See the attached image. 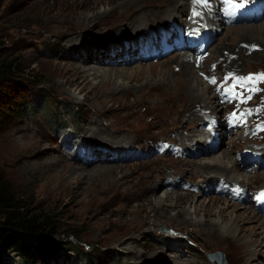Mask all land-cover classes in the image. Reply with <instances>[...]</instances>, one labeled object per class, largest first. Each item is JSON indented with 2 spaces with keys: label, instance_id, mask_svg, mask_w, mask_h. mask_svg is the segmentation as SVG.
<instances>
[{
  "label": "rangeland",
  "instance_id": "obj_1",
  "mask_svg": "<svg viewBox=\"0 0 264 264\" xmlns=\"http://www.w3.org/2000/svg\"><path fill=\"white\" fill-rule=\"evenodd\" d=\"M72 1L0 0V60L16 58L19 68L18 81L11 84L15 91L10 94L9 98L2 99L0 110L10 111L6 107L7 103L9 102L8 105H10L11 101L22 102L24 97L39 99L37 104L33 105L30 102L31 106H19L18 112H12L8 120L0 118V174L11 187V191L22 201L24 210H28L30 213L50 212L58 215L57 234H45L44 237L64 246L58 250L57 254L61 264H177L175 262L181 259L197 262L196 264H219L218 259L210 258V255L217 250L223 252L227 264H240L241 262L243 264H264V246L257 247L256 250L249 253L246 249L247 246L242 244V240L235 239L230 235L226 237V233L219 225L216 228L220 239L206 235L203 211L195 210V204L206 208L213 197L223 199V203L219 205L227 208L225 209V215L228 213L234 215L235 213L239 215L243 213L245 208H243V204L239 207L240 203L249 206L259 204L257 197L261 185H264V177H262L264 165L258 167L256 163H259V159L250 158L246 160L244 156L248 151L263 154L261 151L264 150V51H261L258 57L255 56L252 59L248 56L244 47L250 35L254 34L257 39L264 38L263 28L249 29L246 25V21L254 18V13L244 15L243 18L246 20L233 21L230 27L222 26L217 33H211L208 36V41L206 40L205 44L206 49L209 50L205 51V54L203 53L206 56V61L202 64L196 63L194 68L196 69L197 66L195 71L199 79L202 78L201 75L204 69L210 71L204 79L202 78L203 80H200L198 86L204 89L210 79L211 83L215 80V83H212L214 87L211 90L220 94L223 105L218 109L217 115L213 116L212 121H206L204 124H197V126L189 120V112L182 111L181 114L179 113L180 116L178 111H174V108L163 99H156L152 96L147 97L149 103L145 102L140 89L142 85L147 83L153 85L156 82H165L167 77L173 82H176L179 77L187 80V77L181 74L180 67H178L179 71H174L176 65L170 62L172 60L171 56H174V58L178 56V59H180L181 56L177 53L185 55L184 52H186L187 55H190L195 54V52L188 50L187 47L176 48L177 50L168 49V47L179 42L176 38L177 32L186 45L189 42H194V46L197 47L199 42L194 38H197L196 36L200 33L201 28H194L191 31L190 24L185 19L186 15L183 14L180 16L183 18L182 20L179 19L178 15H173L166 23H160L158 29L157 26H150L139 31L138 34H140V39L143 42H151V49L145 50L134 44L132 48L134 51L133 59L125 56L124 53L122 55V51H120L116 61L111 64L114 66L113 68L124 67L122 71L126 73L120 77L117 76L115 83L119 87L130 90L129 94L122 95L114 101L115 105L120 104L122 101V104L127 106L126 110L118 115H113L111 110H107L104 114L113 123L121 121L122 124L123 122V125L127 128H121L120 131L125 134L128 132L127 137H129L124 140L125 144L122 143L123 146L117 147L109 143H107L109 146H104L100 144L101 141L89 140L87 132L84 131L88 123L84 116V105L86 102L98 105V102H93L92 93L99 85L103 77L100 74L105 71L106 65L96 64L95 59H93V65L97 66L99 71L96 74L91 71V75L88 77L90 83L83 88L81 87L84 83L79 87L67 84L64 81L65 76L62 73V67L66 65L73 53H76V61L80 63L85 50L93 52L94 55V51L97 49L106 50L108 51L106 56L103 54L104 52H101L100 57L109 60L110 56L107 54H110L111 46L122 39L114 36V31L87 34L84 36V42L77 49H74L72 45L66 43L65 35L63 36L61 31L53 34L46 33L44 37L36 32V28H46L57 24L60 20L71 21L76 13L82 10L79 4L74 6ZM85 1V6L95 4L94 7L83 10L88 15L94 14L96 11L101 12L109 9L113 5L112 3L97 4L99 0ZM226 1L219 0V4L222 5ZM230 1L233 3H240L241 1V3L248 5L255 0ZM258 2L260 19L255 24L264 23V0H258ZM195 15H197L196 11H192L191 16L195 17ZM152 21H149V23ZM158 30L162 36L156 35ZM132 34L135 35L136 40L137 33ZM167 34L169 36H165ZM140 64L147 69V74L150 72V68H155L158 75L156 74L154 77L149 73L144 77H139L138 80L136 78L130 80L128 78L129 74L136 69L139 71L141 69ZM162 70L165 72V76H162L159 72ZM219 72L220 75H217ZM37 79H41V84L34 87L33 81ZM193 87H196L195 83ZM88 91L91 95L89 98L85 96ZM154 94L156 93L149 96ZM100 118L99 123L106 128L108 122L102 115ZM154 120L156 121L154 122ZM212 122H215L216 130H220L218 131L219 134L211 129ZM152 124L155 126L150 127ZM229 124L231 125L228 126ZM257 125L259 126L256 127ZM73 126L75 127L73 128ZM112 128V126H108V129ZM163 128L165 129L163 130ZM216 134H221V136ZM173 135L179 136L180 139L182 135L186 137L185 139L188 140L189 144L188 148L185 149L182 145H174L171 141H167ZM201 136H203L201 140H204V143H196V138L199 139ZM187 137H192L194 140ZM160 138L162 143L151 148L153 141ZM135 140L137 142H134ZM23 144L35 148V151L28 157H26L27 153L24 151H21L20 154L14 153V147ZM145 144L148 147L143 148L142 145ZM96 145L99 148L103 147L102 150L109 153V156L105 154L106 160H109V162L104 159L102 164L125 165L124 172H127L126 168H136L138 170L141 168L140 171H150L151 167L153 169L159 167L158 170L165 169L161 172L164 175L170 173V176H163L165 181L170 183V187L160 185L157 182L153 186L152 198L164 197L166 191L173 190L179 195H184L188 192L185 188L192 187L198 193L193 197L194 203H186L183 206L168 209L166 214L160 211L157 215L151 209L146 211L133 205L129 206V213L122 212L125 199L120 196V192L117 195L113 193V195L105 197L103 195L94 197L92 196V189L87 196L74 195L63 186L62 176H67V170L69 169L64 164L69 163L85 169L91 168L95 162L91 163L90 160L94 157L95 161L100 157L97 153L92 152V146ZM224 151L227 152L225 156L222 154ZM235 155L241 158L243 164L236 171L229 174L231 180L247 184L248 192L246 194H242L240 188L230 186L229 183L220 179L211 182L198 181L200 176L197 175V171H200V168L195 164L193 165L192 161L212 160L216 166L221 165L220 168L222 166L229 167ZM178 158H181V160H178ZM214 158L216 159L213 160ZM180 167L181 169H179ZM182 167L187 168L184 173H187L188 176L180 173ZM116 175V178L121 177V172ZM250 175L253 177L252 180H248ZM94 181L88 182V184L92 185ZM176 193L172 195L175 196ZM113 196H116V198H113ZM187 196L191 197L190 195ZM73 198H75V201ZM89 200H94L93 206L89 205ZM76 202L77 204H75ZM105 203L108 205L106 206ZM133 204H135L134 201ZM214 208L217 209V207ZM177 210L188 211V215H186L189 218L188 221L184 222L180 217H177L175 215ZM125 218H127L128 225H135L140 228L137 230L138 232H134L136 240L141 244H133L135 249L143 253L144 246L151 245L155 247L158 251L155 257L156 260L145 261L144 263H140L138 259L126 260L121 248L117 244L110 243L113 237L120 235L115 222L118 219ZM218 219L216 213L210 216V221H217ZM254 223L257 222H240L244 227L251 226ZM244 233L252 236L249 231ZM256 236L260 239V234ZM70 247L77 249L80 255H73ZM244 249L245 251H243ZM93 252L98 257L92 256L91 253ZM52 262L48 261L45 264H55L57 261ZM2 264L24 263L19 253L13 251Z\"/></svg>",
  "mask_w": 264,
  "mask_h": 264
},
{
  "label": "bare ground",
  "instance_id": "obj_2",
  "mask_svg": "<svg viewBox=\"0 0 264 264\" xmlns=\"http://www.w3.org/2000/svg\"><path fill=\"white\" fill-rule=\"evenodd\" d=\"M72 2H73L74 6H78V4H79V6L82 8V10L77 12L76 16L71 21L60 20L55 25H52V26H49L46 28H36V32L38 33V35L44 37V35L46 36V33L53 34V33H57L58 31H61V32H63V36L65 35L66 43L72 45L74 49H77L79 47V45H81L84 42V36H86L87 34L91 35L93 33L98 34V33L103 32V31H114V33H113L114 36L118 37L119 39H122L121 41L117 42V44H115V45L113 44L112 45L113 47L111 46V49L108 48V49H110L109 50L110 54H107L108 56H110L108 58L109 60H107V59L104 60L102 57H100L101 52H104L103 54L106 56V53H108V51H106V50L104 51L103 49H101V50L97 49L96 51H94L95 55L93 52L85 50L83 58H82L80 63L76 61V55H75L76 53H73L69 57V60L66 62V65L62 67V73L65 76L64 81L67 84H71V85L76 86V87H79V86H81V84L84 83L81 87V88H83L87 84L90 83V79L88 77H90L91 71H93V73H95V74L97 73V71H99V68L97 66L93 65V59H95L96 64L101 63V64L106 65L105 69H104L105 71L102 74H100V76L103 75V77H102L99 85H97L98 88L96 86V89L92 93L93 99H94L93 102H98V105L96 106L94 103H91V102H88V103L86 102V104L84 105V109H85L84 110L85 111L84 116L88 122L84 131H85V133L87 132V134H88L87 136H88L89 140L92 139L93 141L94 140L101 141L100 144H102L104 146L107 145V143H109L112 146L114 145L117 147H119V146L121 147V146H123V144H125L124 140L129 137V136L127 137V134H128L127 131H126L127 132L126 134L121 133V131H120L121 128H126V126L123 125V122H122V124H121V121H115L113 123L109 119V117L105 116L104 114L107 110H111V111H113V115L114 114L118 115L119 113L123 112V110L127 109V106L125 104H122V101L120 104L115 105V103H114V101L119 99L120 96L130 93L129 89L119 87L115 83L117 76L120 77V76L124 75V73H126V72L122 71L124 69V67L113 68L114 66L111 64H113L116 61V59L118 57V53L120 51H122V55L124 53L125 56L132 57L130 59H133L134 58V56H133L134 51L132 48H133L134 44L137 46H140L142 49H145V50L151 49L150 48L151 42L150 41L143 42L140 39L141 38V36H139L140 34H138L139 31H141L143 29H147L150 26H155V27L157 26V29H158L160 27V25H159L160 23H166L170 19V17H172L173 15L174 16L178 15L179 19L182 20L183 18H181L180 16L183 14L186 15L185 19H186V21L189 22V24H190L189 28L191 29V31H193L194 28H201L200 33L198 34V36H196L197 38H194V40L197 39V41L199 42L197 47L194 46V42H189L186 45L184 43L185 41L180 38V34L178 35V32H177L176 38L179 40V42L175 43V45L173 44V46L168 47V49H176V48L181 49V48L187 47L188 50L195 52V54L193 53L195 56L193 54L187 55L186 52H184L185 55H183L181 53H177L179 56H181L180 59H178V56L175 58H174V56H171L172 60L170 62H173L176 65L174 71H176V72L179 71L178 67H180L181 74L185 75L187 77V80H185L184 78L180 79V77H179V79L176 82H173L169 79V77H167V80L165 82L164 81L163 82H156V84H153V85H150L149 83H147L145 85H142L141 89H140L141 94L145 98L144 99L145 102L149 103L148 102L149 100L147 97H152V96L156 97V99H161V100L163 99L165 102L169 103L174 108V111H178V114L182 111L189 112V114H188L190 116L189 120H191V122L195 123V125L197 126V124H200V123L204 124L206 121H212L213 116L217 115L218 109H220L223 105V101H221L220 94L217 93L216 91L211 90V88L214 87L211 83V79H210V82L207 83V86H205L204 89H203V87L198 86L200 80L202 78L204 79L206 77V75L210 73V71L207 69H204V71L201 75L202 78L199 79V77H197V74L195 71L197 69V66H196V69L194 68L196 63L202 64V62L206 61V56L203 55V53L205 51L209 50V49H206L207 47L205 44L206 40L208 41V36L211 33H217L218 30L222 26L223 27H230V25L233 21L241 20V19L246 20L243 17H244V15L247 16L249 13H254L255 16L251 20L246 21L247 27L249 29H254V28H257V29L263 28L264 29V23L259 22V24H255L260 19V16H259L260 7H259L258 0H255L252 4H248V5H246L243 2L241 3V1H240V3H233L230 0L229 1L227 0L222 5L219 4V0H199V2H197V0H99V1H97V4L98 3H103V4L112 3L113 5L109 9L103 10L101 12L96 11L94 14H91V15L84 13L83 10L88 9V8H92L95 6V4L91 5V6L90 5L85 6L86 1L84 2V0H73ZM192 11H196L197 15H195V17L191 16ZM152 20H154V21H152ZM149 21H152V22L149 23ZM159 30L161 31V29H159ZM159 30H158V33L156 35L162 36V34H160ZM131 32L137 33L136 34V35H138L136 38L137 41L135 40V35L132 34ZM165 36H169V35L167 34ZM126 39H129V40H126ZM247 40L249 42L246 41L245 42L246 44L243 43L245 50H246V53L248 54L249 57L254 59L255 56L258 57V55L261 51L262 52L264 51V38L263 39H257L256 36H254V34H253V35H250L249 38H247ZM118 43H120V44H118ZM203 44H204V47H203ZM79 55H81V54L79 53ZM216 58H217V56H216ZM202 59H205V60H202ZM139 67L141 68L139 71H137V69H136L135 71H131L130 74L128 73L129 74L128 78L130 80L133 78L134 79L136 78L138 80L139 77H144V76L148 75L149 73L152 76H154L156 74L158 75V71L155 68H150V72L147 74V69L143 68L141 64ZM159 72L162 74V76H165V72H163V70L159 71ZM217 75H220V72L217 73ZM194 83H195L196 87H193ZM91 90H93V89H91ZM152 93H156V94L149 96ZM85 96L87 98H89L91 96L89 94V91L85 94ZM133 96H135V95H133ZM109 102H111V103L109 104ZM138 103H139V101H138ZM162 104H164V103H162ZM128 107H130V106H128ZM154 107H155V105H154ZM168 113H169V111H168ZM168 113H165V114H168ZM152 114H154V112H152ZM101 115L108 122L107 125L113 127L112 129H108V126H106V128H105L99 123V120L101 119L100 118ZM124 116H125V114H124ZM189 116H187V117L189 118ZM163 120H165V119H163ZM155 121L156 120H154V122ZM167 122H168V120L166 121V123ZM127 124H130V123H127ZM163 125H165L164 122H163ZM163 125H162V127H163ZM215 125H216L215 122H212L211 129L214 130V132L220 131V130H216ZM230 125L231 124H229L228 126H230ZM237 125H238V123H237ZM153 126H155V125L152 124L150 127H153ZM74 127L75 126H73V128ZM235 127H236V124H235ZM165 128H166V125H165ZM165 128H163V130ZM223 128H226V127H223ZM152 131H153V129H152ZM165 131L167 132V130H165ZM72 132H74V131H72ZM148 132H149V130H148ZM140 134H142V133H140ZM153 134H155V133L153 132ZM217 134H219V132ZM217 136H221V134L217 135ZM202 137L203 136H201L199 139L196 138V140H195L196 143H204V140H201ZM185 138L186 137H184L183 135L181 136V139L179 136L173 135V136L169 137L167 139V141H171V143L174 145H182L185 149H187L189 144L187 142L188 140H186ZM188 139L194 140V138H192V137L191 138L189 137ZM129 142H131V141H129ZM134 142H137V140H135ZM161 143H162L161 138L154 140L151 148H154L157 145H160ZM109 144L107 146H109ZM138 144H140V143H138ZM97 145H99V144H97ZM97 145L92 146L93 147L92 152L97 153L98 156H100V157L98 159H96L95 161H94V159H95L94 157L90 160L91 163L95 162V164H93L91 166V168L85 169L83 167H77V166L70 165L69 163L64 164V166L68 167L69 169L67 170L68 175L62 176L63 186L66 189H68L69 191H71L74 195H76V196H81V195L87 196L88 193H90V191L92 189H93V195L92 196H94V197L100 196V195H103L105 197L107 195H113V193L115 195H117V193L120 192V196L123 197V199H125V201H123L124 204H123L122 212H128L129 213L130 212L129 206L133 205L136 208L146 210V211L151 209L157 215L160 211H163L166 214L168 209L171 210V208L180 207L186 203H190V204L194 203L193 197L198 195V193H197V191H194V188H192V187L185 188L186 192H187V190H188V192L184 195H179L178 193L173 192L174 191L173 190L170 192L166 191L164 197H159L157 199L155 197L152 198V191L154 190L153 186H154V184H157V182H159L160 185L170 187V183L165 181V178H163V176H165V177L170 176V173L164 175V173H161V172L164 171L165 169L164 170H160V169L158 170L159 167H157V169L156 168L153 169V167H151L150 171L149 170L140 171L141 168L138 170L136 168L130 169V168L125 167L127 169V172H124L123 168L125 165L119 166V165L108 164V163L102 164L104 162V159H105V161L109 162V160H106V155H105V154H107L109 156V153L107 151L102 150L103 147L99 148ZM142 147L146 148L148 146L145 144V145H142ZM21 151L26 152L27 153L26 157H28L33 151H35V148H32L30 145H27V144L16 145V147H14V153L15 154H20ZM261 152L264 154V150ZM222 154H223V156H225L227 154V152L224 151ZM181 158H184V157H181ZM181 158H178V160H181ZM215 159L216 158H214L213 160H215ZM261 161H264V157L261 158ZM192 162H193V165L195 164L200 168L199 169L200 171H197V175L200 176V179H198V181L205 180L206 182H211L215 179H220L222 181H226L227 183H229L230 186L233 185L235 187L240 188L242 190V192H241L242 194H244V193L246 194L248 192L247 184L231 180V176L229 174L230 172L236 171L237 168H240L241 164H243L241 158L237 157L236 155L233 157V162L231 163V165L229 167H226V166L223 167L222 166L220 168L221 165L216 166L214 161H212V160L211 161H209V160L208 161L207 160L201 161L200 160L197 162L196 161H192ZM163 164H165V163H163ZM256 165H258V163H256ZM128 169H129V171H128ZM145 169H147V168H145ZM179 169H181V167ZM186 169L187 168L182 167V171L180 170L181 171L180 173L182 175H187V173L186 174L184 173V171H186ZM118 172L119 173L121 172V177L116 178V176H117L116 174ZM191 176H193V175H191ZM262 177H264V174ZM252 179H253V177H252V175H250L248 177V180H252ZM93 180H95V181L92 185L88 184V182H91ZM89 186H90V190H89ZM173 193H176L175 196L172 195ZM187 195H190L191 197H188ZM114 197L116 198V196H113V198ZM71 200H72V198H71ZM73 200L75 201V198H73ZM133 201L135 202V204H133ZM257 201L259 202V204H257V206H255V204H252V206H249V205H246L245 203H240L239 207L243 204V208H245V211L243 213H241L240 215L236 214V213H235V215L229 214V213L227 215H225V209H227V208L219 205V204L223 203V199H221L219 197L211 198L210 203L208 205H206L207 206L206 208H204L202 205L198 206V204H195V210H198V211L202 210L203 211V216L205 217L204 221L206 224L204 231H205L206 235H208L212 238L213 237L219 238V233L217 232V228H216L219 225L224 230V232L226 233V237H228L230 235L231 237H235V239L242 240L241 241L242 244H244V246L245 245L247 246L246 249L250 253V252H253V250H256L257 247L264 246V207H262V206H264V185H261V188L258 191ZM106 202H107V200H106ZM94 203H95L94 200H89L90 206H93ZM75 204H77V202ZM98 205H99V203H98ZM107 205L108 204H106V206ZM214 207H217V209L215 210ZM94 210H93V212H94ZM117 210H119V209H117ZM81 211H83V210H81ZM187 212L188 211L182 212L181 210H177L175 215L177 217H180L185 222V221H188V219H189L186 217V215H188ZM96 213H95V215H96ZM215 213L217 214L219 219L217 221H210V216L215 214ZM107 216H108V214H107ZM97 218H98V216H97ZM127 218L118 219L115 222L116 223L115 226L118 227L120 235H118L115 238L111 237L112 240H110V243L117 244L118 247L121 248V250L123 251L122 254L126 258V260H137L138 259L140 263H144L145 261L156 260L157 258H155V257L158 254V251H156L155 247H153L151 245H146V246H144L145 249H144L143 253H140L138 250L135 249L133 244L141 245L136 240L135 235H134V232L139 230L140 228H137L135 225H128L127 220H126ZM259 220H260V222H259ZM241 221H252V222H257V223H254L253 225L248 226V227H244L242 224H240ZM109 222H110V220L108 221V223ZM112 224H113V222H112ZM201 225H202V223H201ZM105 229L107 230V228H105ZM245 231H249L250 233H252V236L245 234L244 233ZM116 232H118V231H116ZM257 234H260V239H259V237L256 236ZM197 236H198V234H197ZM223 239H224V237H223ZM243 251H245V249ZM141 256H143V257H141ZM120 257H122V256H120ZM186 260L187 259H181V260L176 261L175 263H177V264H196L197 263V262L194 263L191 260L190 261H186ZM240 264H243V263L241 262ZM248 264H250V263H248Z\"/></svg>",
  "mask_w": 264,
  "mask_h": 264
},
{
  "label": "trees",
  "instance_id": "obj_3",
  "mask_svg": "<svg viewBox=\"0 0 264 264\" xmlns=\"http://www.w3.org/2000/svg\"><path fill=\"white\" fill-rule=\"evenodd\" d=\"M18 69L16 58L0 60V102L9 98L15 91L11 84L18 81ZM33 82V86L36 87L41 84V79ZM32 98L24 97L25 104L24 101H11L8 105V102L6 107L10 111L0 110V118L8 120L12 112H18L19 106H31L30 102L33 105L37 104L39 99ZM22 205V201L11 191V187L0 174V264L13 251L19 253L24 264H45L48 261L51 263L57 261L55 264H61L57 254L64 246L44 237L45 234H57L58 215L50 212L30 213L24 210ZM70 250L73 255H80L74 247H70ZM91 254L98 257L95 252Z\"/></svg>",
  "mask_w": 264,
  "mask_h": 264
},
{
  "label": "water",
  "instance_id": "obj_4",
  "mask_svg": "<svg viewBox=\"0 0 264 264\" xmlns=\"http://www.w3.org/2000/svg\"><path fill=\"white\" fill-rule=\"evenodd\" d=\"M211 259H218L219 264H227V262L224 259V254L222 251H214L211 255H210Z\"/></svg>",
  "mask_w": 264,
  "mask_h": 264
},
{
  "label": "snow or ice",
  "instance_id": "obj_5",
  "mask_svg": "<svg viewBox=\"0 0 264 264\" xmlns=\"http://www.w3.org/2000/svg\"><path fill=\"white\" fill-rule=\"evenodd\" d=\"M197 2H199V0H197ZM212 83H215V80H213Z\"/></svg>",
  "mask_w": 264,
  "mask_h": 264
}]
</instances>
